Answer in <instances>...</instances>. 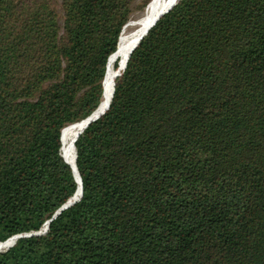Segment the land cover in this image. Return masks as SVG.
<instances>
[{
  "label": "trees",
  "instance_id": "16d2710c",
  "mask_svg": "<svg viewBox=\"0 0 264 264\" xmlns=\"http://www.w3.org/2000/svg\"><path fill=\"white\" fill-rule=\"evenodd\" d=\"M151 1L0 0V250L80 198L63 131ZM121 73L74 138L81 199L0 264H264V0H180Z\"/></svg>",
  "mask_w": 264,
  "mask_h": 264
},
{
  "label": "bare ground",
  "instance_id": "6f19581e",
  "mask_svg": "<svg viewBox=\"0 0 264 264\" xmlns=\"http://www.w3.org/2000/svg\"><path fill=\"white\" fill-rule=\"evenodd\" d=\"M176 1H178V0H153L151 6L149 8L147 7L146 13H144L136 21L130 22L125 27V29H124V31H123V33L121 35L120 48H119L117 54L115 55V58L112 60V62H113L114 60H116L119 57L121 59L120 67H119V69H116V67L114 66V63L115 62H113V64L110 66V68H109V70L107 72L105 81H104V88H105V90H104V95H103L102 102H101L100 106L98 107L97 111L86 122H83L82 123L83 126L78 125L79 127H81V129L85 128L86 125H88L92 121L98 119L102 115V113L106 111V109L109 106V105L107 106V103L109 102L110 98L113 97V94H114L115 79H116V77H118L117 75L126 66V62L128 60V55H129V52L131 51L132 46L136 45L138 43V41H140V39H141L140 36L142 35L143 31L149 25H151L154 21H156L159 17H161L162 15H165L166 11ZM143 35H144V33H143ZM79 131H80V128L78 130H74V131H71V132H67L64 135V137H63V148H62V150L63 151L64 150L66 151L65 156L67 157V159L72 164L71 165L68 162L73 167L75 173L78 170H77V166H76V151L73 148V142H74V138H76V136L78 135V132ZM75 142H76V140H75ZM66 162H67V160H66ZM77 174H78V172H77ZM79 183L81 184L80 178H79ZM81 188H82V186H81ZM75 199H78V198H76V194L74 196V200ZM15 242H16V239H14L12 241L11 245H13ZM11 245H9V247Z\"/></svg>",
  "mask_w": 264,
  "mask_h": 264
},
{
  "label": "water",
  "instance_id": "95a60500",
  "mask_svg": "<svg viewBox=\"0 0 264 264\" xmlns=\"http://www.w3.org/2000/svg\"><path fill=\"white\" fill-rule=\"evenodd\" d=\"M180 2V0L178 1V2H176V3H174L167 11H166V13L165 14H167L170 10H172V8L173 7H175L178 3ZM164 15H162L161 17H163ZM161 17H159L153 24H152V26L148 29V31H146V33H144V35H142V37H141V39H140V41L148 34V32H149V30L157 23V21L161 18ZM130 23V22H129ZM128 23V24H129ZM127 24V25H128ZM126 25V26H127ZM125 26V27H126ZM140 41H138V43L135 45V47L132 49V51H131V54H132V52L137 48V46H138V44L140 43ZM114 54V53H113ZM112 54V55H113ZM131 54H130V56H131ZM111 55V56H112ZM110 56V57H111ZM110 57H109V59H110ZM130 58V57H129ZM122 73H119L117 76H120ZM105 80V79H104ZM103 86H104V82H103ZM114 90H115V88H114ZM114 95V94H113ZM99 107V106H98ZM110 107V106H109ZM108 107V108H109ZM98 109V108H97ZM97 109L90 115V116H88L86 119H84V120H82V121H80V122H86L96 111H97ZM108 110V109H107ZM106 112V111H105ZM105 112H103L102 113V115L105 113ZM101 115V116H102ZM100 118V117H99ZM98 120V119H97ZM94 121H92L91 123H89L88 125H86V127L84 128V130L90 125V124H92ZM74 124V123H73ZM83 130V131H84ZM83 131H81L80 132V134L83 132ZM79 134V135H80ZM79 137V136H78ZM78 137H77V139H78ZM77 139H76V141H77ZM75 150H76V147H75ZM63 155V154H62ZM64 157V156H63ZM65 159V158H64ZM76 160H77V153H76ZM76 166H77V164H76ZM77 170H78V168H77ZM73 173H74V175H75V177H76V180H77V182H79L78 181V175L73 171ZM78 174H79V178H80V181H81V184H82V189H81V196H80V198L79 199H75V200H73L74 199V196H75V194H76V192H75V194L72 196V198H70L61 208H59L57 211H56V213L54 214V216L51 218V219H49L46 223H45V225H44V227L41 229V230H39V231H37V232H33V233H23V234H18V235H14L13 237H15L16 238V240H18L19 238H21V237H24V236H32V235H42V234H45L46 233V231L48 230V228H49V225H50V222L54 219V218H56V216L57 215H59L63 210H65V209H67V208H69V207H71L72 205H74L76 202H78L80 199H81V197H82V194H83V181H82V177H81V175H80V173H79V171H78ZM15 244V243H14ZM13 244V245H14ZM13 245H11V246H13ZM10 246V247H11ZM10 247H8V248H6V249H4V250H0V251H5V250H7V249H9Z\"/></svg>",
  "mask_w": 264,
  "mask_h": 264
},
{
  "label": "rangeland",
  "instance_id": "374dc122",
  "mask_svg": "<svg viewBox=\"0 0 264 264\" xmlns=\"http://www.w3.org/2000/svg\"><path fill=\"white\" fill-rule=\"evenodd\" d=\"M152 2H153V0L151 1V3L148 5V8L151 6V4H152ZM146 11H147V8L145 9V11L142 13V14H140L139 16H137L135 19H133V20H131L130 22H133V21H136L137 19H139L144 13H146ZM133 47V46H132ZM129 54H130V52H129ZM129 56V55H128ZM118 69V68H117ZM122 72V71H121ZM120 72V73H121ZM80 127L78 126V125H76V126H74V125H72V126H68L67 128H65L64 129V131H63V137H64V135L67 133V132H71V131H74V130H78ZM73 148L75 149V146H74V142H73ZM76 151V150H75ZM62 153L65 155V153H66V151L64 150H62Z\"/></svg>",
  "mask_w": 264,
  "mask_h": 264
}]
</instances>
